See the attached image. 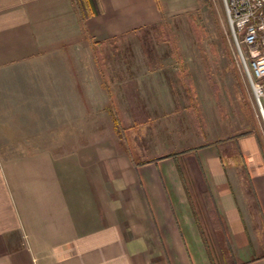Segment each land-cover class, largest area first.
<instances>
[{
	"label": "crops",
	"instance_id": "obj_1",
	"mask_svg": "<svg viewBox=\"0 0 264 264\" xmlns=\"http://www.w3.org/2000/svg\"><path fill=\"white\" fill-rule=\"evenodd\" d=\"M198 1L0 0V264H264L259 136L174 151L169 84L116 103L99 50Z\"/></svg>",
	"mask_w": 264,
	"mask_h": 264
},
{
	"label": "rangeland",
	"instance_id": "obj_2",
	"mask_svg": "<svg viewBox=\"0 0 264 264\" xmlns=\"http://www.w3.org/2000/svg\"><path fill=\"white\" fill-rule=\"evenodd\" d=\"M101 49L107 54V78L116 103L121 95L133 98V89L125 91L124 86L139 79L147 82L152 71L153 82L169 84V91L157 90L153 99L168 100L164 109L173 128H167L166 137L174 151L211 140L206 131L214 114H221L225 125V118L238 119L234 130L223 131L219 147L221 142L233 147L236 125L245 120L264 149V118L237 56L223 0H199L196 8L167 18L163 25L112 38Z\"/></svg>",
	"mask_w": 264,
	"mask_h": 264
},
{
	"label": "built area",
	"instance_id": "obj_3",
	"mask_svg": "<svg viewBox=\"0 0 264 264\" xmlns=\"http://www.w3.org/2000/svg\"><path fill=\"white\" fill-rule=\"evenodd\" d=\"M232 40L264 118V0H223Z\"/></svg>",
	"mask_w": 264,
	"mask_h": 264
},
{
	"label": "trees",
	"instance_id": "obj_4",
	"mask_svg": "<svg viewBox=\"0 0 264 264\" xmlns=\"http://www.w3.org/2000/svg\"><path fill=\"white\" fill-rule=\"evenodd\" d=\"M78 1H79V0H76L79 9H84V10H85V4L83 3V1H82L81 3L78 2ZM115 115H116V112H115ZM116 122H117V126H120V123H119V120H118L117 117H116Z\"/></svg>",
	"mask_w": 264,
	"mask_h": 264
},
{
	"label": "bare ground",
	"instance_id": "obj_5",
	"mask_svg": "<svg viewBox=\"0 0 264 264\" xmlns=\"http://www.w3.org/2000/svg\"><path fill=\"white\" fill-rule=\"evenodd\" d=\"M263 112H264V109H263ZM264 115V114H263Z\"/></svg>",
	"mask_w": 264,
	"mask_h": 264
}]
</instances>
